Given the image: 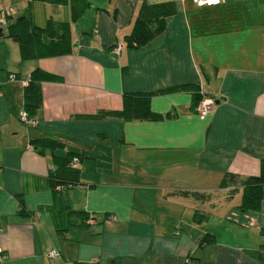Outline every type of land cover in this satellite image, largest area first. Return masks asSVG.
<instances>
[{
  "label": "crops",
  "instance_id": "1",
  "mask_svg": "<svg viewBox=\"0 0 264 264\" xmlns=\"http://www.w3.org/2000/svg\"><path fill=\"white\" fill-rule=\"evenodd\" d=\"M86 1L87 10L71 22L68 0H0L11 22L26 18L37 31L54 23L72 44L68 55L26 62L21 76L8 70V41L0 43L2 264H261L250 253L263 244L264 188L260 211L243 213L241 190L220 183L225 174L258 176L264 161V0L202 8L191 0ZM155 5L173 8L163 32L128 49L124 39L136 19ZM2 33L0 40L7 38ZM35 69L55 80L41 84L43 105L31 127L20 120L22 100L7 79L28 78ZM180 87L188 90L151 97L159 121L93 119L120 112L125 93ZM193 93L202 103H219L201 119ZM41 138L89 157L77 163L80 184L64 198L48 187L50 156L30 144ZM176 191L207 199L170 195ZM65 201L95 219L91 228L73 218L75 226L57 234L54 219ZM206 233L217 240L200 248Z\"/></svg>",
  "mask_w": 264,
  "mask_h": 264
},
{
  "label": "trees",
  "instance_id": "2",
  "mask_svg": "<svg viewBox=\"0 0 264 264\" xmlns=\"http://www.w3.org/2000/svg\"><path fill=\"white\" fill-rule=\"evenodd\" d=\"M51 4L67 3V0H38ZM71 13V22H76L81 15L87 10L89 4L86 0H68ZM173 13L171 5H155L149 6L140 13L136 19L133 30L129 36L124 39L128 49H136L146 45L155 37L159 36L164 30V19ZM7 25L2 32L7 33V38L12 39L19 46L21 64L39 60L42 58H53L63 55H68L72 51V44L69 33L63 29L59 32L58 25L49 23L44 30L35 29L30 26V22L26 18H18L15 22L10 21V16L6 17ZM43 37H45L43 39ZM0 74H3L2 69ZM9 76V75H8ZM14 82H22L28 79L27 86L22 90V107L28 121L25 122L31 127L29 121H35L36 115L41 110L43 105V96L41 84L43 82L54 81L55 78L39 69L33 70L28 78L21 79L19 74H14ZM176 90H188V87H180L167 91H160L155 94H140V93H125L122 96V110L120 112H99L93 119L104 120L108 117H116L123 121H159L161 115L153 113L150 109V99L153 95L169 93ZM193 91V89L191 90ZM202 103V97L199 93H193V108L198 109ZM35 127V126H34ZM30 144L41 155L50 156L52 169L49 172L47 183L48 187L54 195L64 198V191L80 184V171L77 165H73V161L77 163L89 158L86 153L77 152L67 148L63 143L55 139L41 138L32 139ZM236 187L241 190V199L238 210L243 213L255 212L258 213L261 209L263 200L264 188V161L261 162L260 173L258 176L241 179L232 174H225L222 177L220 188L227 189ZM237 191H230V195ZM171 196H179L185 198H193L196 201H205L207 196L198 192L176 191L170 193ZM65 200V199H62ZM21 212L23 213V201L19 200ZM63 208L58 212V220L54 219L56 231L58 235L65 233L69 228L74 227L71 219H78L80 226L89 228L91 221L95 219L91 215L77 213L70 210L68 203H62ZM54 218V216H53ZM109 216H104L103 221H107ZM66 228L64 221H66ZM63 221V222H62ZM195 221H199L195 219ZM89 224V225H88ZM91 228V227H90ZM263 238V244L256 252L250 253L253 259L264 264V229L260 231ZM217 235L206 233L200 241L199 247L215 244Z\"/></svg>",
  "mask_w": 264,
  "mask_h": 264
},
{
  "label": "built area",
  "instance_id": "3",
  "mask_svg": "<svg viewBox=\"0 0 264 264\" xmlns=\"http://www.w3.org/2000/svg\"><path fill=\"white\" fill-rule=\"evenodd\" d=\"M226 0H191V2L193 3V5L195 7L198 8H202V7H216L219 6L223 3H225ZM10 11L6 12V11H1L0 10V30H3L5 28V26L7 25V21H6V17L10 16ZM117 51H119V48L117 49ZM8 82H14L15 81V76L14 75H9L8 76ZM22 87L27 86L28 84V79L24 80L21 82ZM0 97H1V93H0ZM213 106V102L211 100L208 101H204L203 103H201V105L198 107V111L200 113V117L201 119H203L205 117V115L208 113L209 108ZM20 120L25 123L28 121V118L26 116V114L23 112L20 114ZM29 124L35 126V122L34 121H29ZM73 165L76 166L77 165V160L73 161ZM112 221L115 220V217H111ZM51 257L53 258H57L59 256V254L54 251L50 254ZM6 260V257L2 254V250L0 249V264H2L4 261Z\"/></svg>",
  "mask_w": 264,
  "mask_h": 264
},
{
  "label": "rangeland",
  "instance_id": "4",
  "mask_svg": "<svg viewBox=\"0 0 264 264\" xmlns=\"http://www.w3.org/2000/svg\"><path fill=\"white\" fill-rule=\"evenodd\" d=\"M1 41L5 42V41H8L6 45V48L9 49L8 52H9V60L7 62V65H8V70L9 71H12L14 70V72L18 73L20 72L21 73V76H25L26 75V70L28 68V63H23L21 64L20 63V60L18 58V55L16 53L15 55V48L13 47V40L11 39H8V38H5L4 40L1 39L0 40V43ZM12 69V70H11ZM27 78V77H26ZM25 77L23 79H26ZM16 84H14V87L16 89V92H17V96H18V100L19 102L22 100V90H23V87H22V84L21 82H15ZM23 126V124H21ZM27 125V123L25 124Z\"/></svg>",
  "mask_w": 264,
  "mask_h": 264
},
{
  "label": "water",
  "instance_id": "5",
  "mask_svg": "<svg viewBox=\"0 0 264 264\" xmlns=\"http://www.w3.org/2000/svg\"><path fill=\"white\" fill-rule=\"evenodd\" d=\"M3 35V33H2V30H0V37ZM219 102L218 101H215V102H213V105H217Z\"/></svg>",
  "mask_w": 264,
  "mask_h": 264
}]
</instances>
